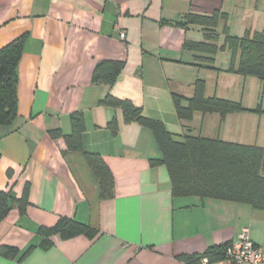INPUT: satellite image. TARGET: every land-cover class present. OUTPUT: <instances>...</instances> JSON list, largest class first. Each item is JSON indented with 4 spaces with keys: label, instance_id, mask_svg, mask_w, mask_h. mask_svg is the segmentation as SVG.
I'll use <instances>...</instances> for the list:
<instances>
[{
    "label": "crops",
    "instance_id": "0c3cea01",
    "mask_svg": "<svg viewBox=\"0 0 264 264\" xmlns=\"http://www.w3.org/2000/svg\"><path fill=\"white\" fill-rule=\"evenodd\" d=\"M215 12L224 14L218 47L225 30L239 38L264 30V0H0V49L25 39L18 118L0 126V190L16 201L27 194L25 211L15 203L0 224V247H15L21 256H0V264H180L178 255L203 254L236 240L244 228L264 247V208L174 197L167 169L150 165L161 157L152 132L126 123L121 110L99 105L111 94L142 107L172 133L264 149V82L228 72V50L211 57L185 48L205 41L203 28L187 24V17ZM105 60L123 64L110 87L93 82ZM197 80L206 82L207 97L240 102L246 111L223 120L196 113L180 121L172 94L191 98ZM74 113L85 118V149L100 154L114 176L113 198H101L81 153L66 152L63 138L49 136L55 129L69 134ZM114 118L117 136L107 128ZM60 218L97 235H53L44 248L39 229Z\"/></svg>",
    "mask_w": 264,
    "mask_h": 264
},
{
    "label": "trees",
    "instance_id": "16d2710c",
    "mask_svg": "<svg viewBox=\"0 0 264 264\" xmlns=\"http://www.w3.org/2000/svg\"><path fill=\"white\" fill-rule=\"evenodd\" d=\"M224 14H190L187 24L203 28L204 42H188L185 48L191 51L215 56L218 51L228 50L231 61L228 72L243 77H254L264 82V30L247 31L242 37L231 36L225 30L224 44L218 47L217 27ZM24 38L15 39L0 49V126H10L17 117V76L23 54ZM208 61L213 63L214 59ZM123 68L121 62L101 61L95 68L93 82L112 86ZM177 117L182 122H189L196 113L203 115L219 114L221 119L232 113L246 111L240 102L206 96V82L197 80L191 98L172 94ZM100 106L121 110L126 123H139L149 129L160 150L161 157L151 159V167L164 166L169 174L171 191L174 197H197L201 200H220L245 203L253 208H264V149L256 145H244L209 139L201 135H192L188 128L184 134L170 132L166 125L156 119L147 118L142 107L130 100L119 99L107 94L100 100ZM257 112H261L258 109ZM70 133L65 135L61 129L49 131L52 139L63 138L66 152L81 153L100 185L102 199L114 197L115 179L98 153L85 149V118L81 113L70 117ZM113 136H117L119 125L114 118L107 125ZM1 160V153H0ZM25 192L20 201H16L10 191L0 190V224L8 217L15 203L21 213L27 205ZM39 233L45 237L44 248H49L48 237L60 236L68 240L78 235L93 239L97 231L73 219L60 218L53 227H41ZM231 242L209 247L203 254L178 255L180 264H217L224 259L225 249ZM24 253L22 257L26 256ZM0 256L16 259L21 256L19 249L1 246ZM21 257V258H22Z\"/></svg>",
    "mask_w": 264,
    "mask_h": 264
},
{
    "label": "built area",
    "instance_id": "2783aa9c",
    "mask_svg": "<svg viewBox=\"0 0 264 264\" xmlns=\"http://www.w3.org/2000/svg\"><path fill=\"white\" fill-rule=\"evenodd\" d=\"M120 37L124 39L125 33H121ZM219 264H264V247L255 245L248 229L244 228L237 239L226 247L224 259Z\"/></svg>",
    "mask_w": 264,
    "mask_h": 264
},
{
    "label": "rangeland",
    "instance_id": "374dc122",
    "mask_svg": "<svg viewBox=\"0 0 264 264\" xmlns=\"http://www.w3.org/2000/svg\"><path fill=\"white\" fill-rule=\"evenodd\" d=\"M221 53H222V51H221Z\"/></svg>",
    "mask_w": 264,
    "mask_h": 264
}]
</instances>
